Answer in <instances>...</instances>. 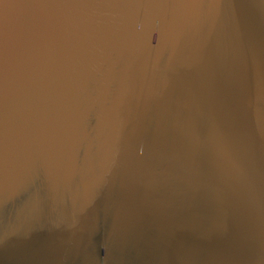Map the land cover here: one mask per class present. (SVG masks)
Returning a JSON list of instances; mask_svg holds the SVG:
<instances>
[{
  "label": "water",
  "instance_id": "95a60500",
  "mask_svg": "<svg viewBox=\"0 0 264 264\" xmlns=\"http://www.w3.org/2000/svg\"><path fill=\"white\" fill-rule=\"evenodd\" d=\"M0 264H264V0H0Z\"/></svg>",
  "mask_w": 264,
  "mask_h": 264
}]
</instances>
